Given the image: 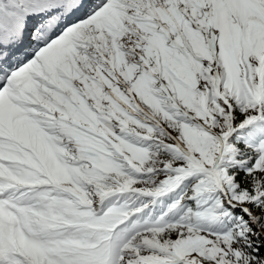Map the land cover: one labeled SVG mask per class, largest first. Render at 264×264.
Returning a JSON list of instances; mask_svg holds the SVG:
<instances>
[{
    "label": "snow or ice",
    "instance_id": "1",
    "mask_svg": "<svg viewBox=\"0 0 264 264\" xmlns=\"http://www.w3.org/2000/svg\"><path fill=\"white\" fill-rule=\"evenodd\" d=\"M0 264H264V0H0Z\"/></svg>",
    "mask_w": 264,
    "mask_h": 264
}]
</instances>
